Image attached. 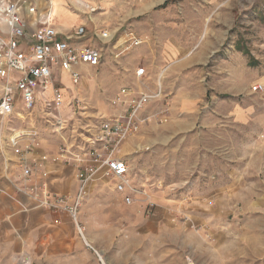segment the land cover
Listing matches in <instances>:
<instances>
[{
    "label": "rangeland",
    "instance_id": "1",
    "mask_svg": "<svg viewBox=\"0 0 264 264\" xmlns=\"http://www.w3.org/2000/svg\"><path fill=\"white\" fill-rule=\"evenodd\" d=\"M66 4L85 19L89 32L95 26L113 33L105 42L92 34L102 61L86 67L75 86L63 80L66 101L78 98L89 114L106 115L109 100L123 86L157 91L159 74L135 83L137 67L152 63L156 70L169 63L170 71L122 147L132 169L131 203L106 179L96 178L76 205L74 167L52 185L47 178L49 196L68 195L63 209L39 206L17 193L11 184L18 179L17 155L2 147L10 127L19 123L4 124L0 264H264L253 260L252 251L241 256L239 247L220 250L224 229H230V241L237 228L244 227L243 235L249 227L264 232V202L251 200L264 193V0ZM187 61L192 63L184 66ZM255 84L263 90L252 92ZM37 126V155L47 166L55 164L50 155L62 142L47 122Z\"/></svg>",
    "mask_w": 264,
    "mask_h": 264
},
{
    "label": "built area",
    "instance_id": "2",
    "mask_svg": "<svg viewBox=\"0 0 264 264\" xmlns=\"http://www.w3.org/2000/svg\"><path fill=\"white\" fill-rule=\"evenodd\" d=\"M4 3L18 9L12 25L3 22L7 13L0 12V134L4 135L5 123H19L10 127L2 147L11 148L17 155L18 179L11 184L17 193L39 206L63 209L62 197L49 196V171L45 159L37 155L41 144L37 123L42 121L62 142L58 158L71 163L76 171L80 190L76 205L86 185L96 178L106 179L113 191L122 193L124 201L131 203L132 169L122 147L137 130L139 113L161 94L162 73L157 78V91L123 86L109 100V114H89L80 99L65 100L63 80L79 84L87 73L82 71L102 61L101 49L91 44L92 34L105 42L113 39V33L95 26L89 32L83 23L58 29L50 20L49 7L40 8L38 0H0V8ZM87 39L88 44L84 43ZM134 75L140 84L146 68L137 67ZM262 90L260 84L251 86L252 92ZM84 120L83 125L77 123ZM70 122L79 127L69 128ZM70 211L76 220L75 210Z\"/></svg>",
    "mask_w": 264,
    "mask_h": 264
},
{
    "label": "crops",
    "instance_id": "3",
    "mask_svg": "<svg viewBox=\"0 0 264 264\" xmlns=\"http://www.w3.org/2000/svg\"><path fill=\"white\" fill-rule=\"evenodd\" d=\"M39 4H40V8H42V6H47L49 7V10L51 11L50 14V20L56 25V27L58 29H67L70 28L72 26H75L77 24L80 23H84L85 19H81V17H79L78 15H76L74 12H72L67 4H66V0H38ZM42 5V6H41ZM131 33V32H130ZM171 53L173 54L172 51L170 52H166L167 56L166 57H171ZM149 63V61H148ZM191 61H187L185 63L184 66H188L189 64H191ZM169 63H165L163 65H160L158 67V69H154V67H152V63L149 64V66L147 65L146 67V76H144V79L147 78L146 80H148V77H152L154 78L155 74H159L162 73L161 76H163L164 73H168V71H170V67L171 65H168ZM168 65V66H166ZM180 68V67H179ZM178 68V69H179ZM155 70V71H153ZM166 73V74H167ZM165 74V75H166ZM149 75V76H148ZM133 77L135 78L134 72H133ZM135 83L136 79H135ZM160 83H161V79H160ZM162 84V83H161ZM60 146V145H59ZM54 151V153H52L50 155V159L53 160L54 158H56L55 164H49L48 166L46 165V168L49 171V183H51L54 181H61L63 179V177L65 175H67V170L71 169L73 172L74 170L72 169L73 166L70 167V165H68V163H65L61 158H58V148ZM54 185V184H53ZM20 196V195H19ZM21 197V196H20ZM63 199L64 201H66V199H68V195L64 194L63 195ZM252 201L260 203V202H264V193H258V196H256L255 198H251ZM3 211V209H2ZM250 231L248 232V235H243L244 234V227L243 229L239 230L237 228V236L235 240H229V236L231 231H229L230 229L227 228L226 230L224 229V231L222 230L220 232V250L222 251V253L225 254V251L227 252L229 249H237L239 247V249L241 250V256L243 255V251H252V258L253 260H256V262H264V232L263 234H260L258 231L254 232L253 228L249 227ZM233 234V233H232ZM232 234H231V239H232ZM245 238H248L250 240H248L246 243H244ZM133 246V244H132ZM192 249L196 250L197 247L194 244L192 246ZM258 253V255H257ZM257 255V256H256ZM262 255V256H260ZM239 256V255H238ZM256 256V257H254Z\"/></svg>",
    "mask_w": 264,
    "mask_h": 264
},
{
    "label": "clouds",
    "instance_id": "4",
    "mask_svg": "<svg viewBox=\"0 0 264 264\" xmlns=\"http://www.w3.org/2000/svg\"><path fill=\"white\" fill-rule=\"evenodd\" d=\"M18 11V9L15 8V6H12L11 8H9L7 3L3 4V7L0 8V12H4L7 13L6 15H4L2 17L3 22L12 25L15 23V17L13 16V13Z\"/></svg>",
    "mask_w": 264,
    "mask_h": 264
},
{
    "label": "trees",
    "instance_id": "5",
    "mask_svg": "<svg viewBox=\"0 0 264 264\" xmlns=\"http://www.w3.org/2000/svg\"><path fill=\"white\" fill-rule=\"evenodd\" d=\"M250 65H253L252 62L249 63Z\"/></svg>",
    "mask_w": 264,
    "mask_h": 264
},
{
    "label": "bare ground",
    "instance_id": "6",
    "mask_svg": "<svg viewBox=\"0 0 264 264\" xmlns=\"http://www.w3.org/2000/svg\"><path fill=\"white\" fill-rule=\"evenodd\" d=\"M103 260V259H102Z\"/></svg>",
    "mask_w": 264,
    "mask_h": 264
}]
</instances>
